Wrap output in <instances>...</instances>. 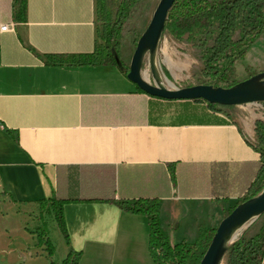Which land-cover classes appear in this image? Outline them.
<instances>
[{"label": "crops", "instance_id": "0c3cea01", "mask_svg": "<svg viewBox=\"0 0 264 264\" xmlns=\"http://www.w3.org/2000/svg\"><path fill=\"white\" fill-rule=\"evenodd\" d=\"M120 1L107 0L113 16ZM20 3L0 0V26L16 25L0 30V264L61 263L71 251L79 264H155L146 215L109 198L158 199L172 244L216 228L211 202L223 212L255 180L256 121L151 96L115 65H80L72 55L103 42L97 0H26L23 15ZM54 195L67 199V235Z\"/></svg>", "mask_w": 264, "mask_h": 264}, {"label": "trees", "instance_id": "16d2710c", "mask_svg": "<svg viewBox=\"0 0 264 264\" xmlns=\"http://www.w3.org/2000/svg\"><path fill=\"white\" fill-rule=\"evenodd\" d=\"M140 0H121L115 17L108 6L107 0H97L98 14L102 16L103 27L101 38L92 53L76 54L80 65H115L127 76L129 66L121 56V38L125 21L131 9ZM26 0H21L20 14L26 11ZM216 26L213 44L202 57L204 84L231 87L237 82L230 79V71L235 63L244 59L255 42L264 34V0H175L166 21V28L173 32H200ZM138 90L144 92L137 86ZM204 101V100H202ZM208 108L216 110L223 106L203 102ZM264 103V102H262ZM256 146L261 158L258 163L255 180L251 182L239 197L237 203L226 211L229 214L239 203L257 195L264 187V122L256 123ZM174 175V169L171 168ZM75 183V182H72ZM258 183L260 188L256 189ZM70 189H76L71 187ZM66 198L54 195L50 199L52 212L62 231L67 235L63 205ZM77 201L82 199L77 198ZM123 210L146 215L149 225V253L155 264H200L212 240L216 228L206 229L192 243L183 241L172 244L161 227L158 199L139 198L117 200L109 198ZM46 200L41 202L45 207ZM264 215V214H263ZM45 227V223L43 224ZM42 238L39 244H42ZM50 255L54 249L50 241L46 242ZM228 264H264V223L260 231L248 240L240 238L230 245ZM81 252L71 251L61 262L51 264H79Z\"/></svg>", "mask_w": 264, "mask_h": 264}, {"label": "rangeland", "instance_id": "374dc122", "mask_svg": "<svg viewBox=\"0 0 264 264\" xmlns=\"http://www.w3.org/2000/svg\"><path fill=\"white\" fill-rule=\"evenodd\" d=\"M111 1L113 6H115L117 0ZM159 2L160 0H140L131 9L130 15L124 23L122 38L124 34L127 43L126 47L124 46V50L121 49L120 45V50L121 56L128 66L130 65L137 42L149 25ZM102 27L103 20L102 16H100V38ZM215 35L216 26L209 27L200 32L184 31L181 33H176L166 28L159 45L157 56L164 84L168 87H185L204 83L206 78L202 73L204 68L202 57L206 50L213 44ZM101 41H103L102 38ZM263 70L264 34L255 42L245 58L235 63L230 71V79L239 82ZM144 72L147 73L146 76L149 78L148 80L153 82L151 72L148 70V65L145 66ZM232 108H237L239 113L243 116L250 117L253 121H256V123L259 120L264 122V103L262 102L247 103L237 107H218L217 110L223 113H229ZM257 145H259L258 139ZM260 186L261 183H258L256 189L260 188ZM215 203L217 204L218 201L211 202L208 206V213L205 214L206 221L209 224H212L220 216L224 218L226 216V211L229 209L227 207L222 212ZM263 223L264 215L257 218L250 225L244 227L235 241L240 238L244 240L252 238L260 231ZM228 261L229 252H226L220 264H227Z\"/></svg>", "mask_w": 264, "mask_h": 264}, {"label": "water", "instance_id": "95a60500", "mask_svg": "<svg viewBox=\"0 0 264 264\" xmlns=\"http://www.w3.org/2000/svg\"><path fill=\"white\" fill-rule=\"evenodd\" d=\"M175 0H160L153 17L140 36L133 53L127 78L145 93L171 100H204L207 103L235 106L264 102V70L237 82L231 87L197 84L168 87L158 63V50L165 32L168 14ZM153 82L146 78L145 66ZM264 214V187L257 195L239 203L219 222L200 264H220L240 231Z\"/></svg>", "mask_w": 264, "mask_h": 264}, {"label": "built area", "instance_id": "2783aa9c", "mask_svg": "<svg viewBox=\"0 0 264 264\" xmlns=\"http://www.w3.org/2000/svg\"><path fill=\"white\" fill-rule=\"evenodd\" d=\"M15 23H6V24H2L0 26V30L1 31H14L15 30ZM0 126H2L1 122H0Z\"/></svg>", "mask_w": 264, "mask_h": 264}, {"label": "bare ground", "instance_id": "6f19581e", "mask_svg": "<svg viewBox=\"0 0 264 264\" xmlns=\"http://www.w3.org/2000/svg\"><path fill=\"white\" fill-rule=\"evenodd\" d=\"M147 74V73H146ZM147 79H149L147 76H146Z\"/></svg>", "mask_w": 264, "mask_h": 264}]
</instances>
